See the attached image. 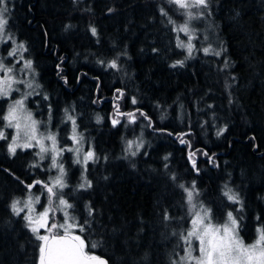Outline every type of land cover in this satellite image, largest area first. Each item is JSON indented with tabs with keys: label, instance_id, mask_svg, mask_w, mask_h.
<instances>
[{
	"label": "trees",
	"instance_id": "1",
	"mask_svg": "<svg viewBox=\"0 0 264 264\" xmlns=\"http://www.w3.org/2000/svg\"><path fill=\"white\" fill-rule=\"evenodd\" d=\"M5 3L1 35L24 43L21 54L40 82L33 100L47 96L40 112L32 102L38 121L65 149L73 117L79 142L94 153L84 169L71 151L58 156L68 182L52 198L50 223H64L67 212L69 222L84 226L73 231L85 251L111 264H173L201 205L216 221L231 211L246 242L264 229V0H208L191 56L177 47L189 42L175 30L185 11L168 0ZM113 60L117 68L109 67ZM180 60L183 66L172 67ZM8 104L0 99V117ZM128 141L141 144L135 156ZM49 162L35 148L11 155L0 140V264H39L42 242L25 211L17 215L11 205L32 192L46 200L41 185L31 192L26 185L49 183ZM86 181L91 187L80 188ZM193 182L189 204L179 185L192 189ZM227 189L238 203L224 196Z\"/></svg>",
	"mask_w": 264,
	"mask_h": 264
},
{
	"label": "snow or ice",
	"instance_id": "2",
	"mask_svg": "<svg viewBox=\"0 0 264 264\" xmlns=\"http://www.w3.org/2000/svg\"><path fill=\"white\" fill-rule=\"evenodd\" d=\"M170 4H175L180 9H189V8H206L208 6V0H168ZM5 0H0V5H4ZM7 11L6 8L0 10V33L4 32V29L8 23L7 19L4 18L3 12ZM111 11V9L109 10ZM162 15H167L163 9H161ZM189 19L194 18L192 13H188ZM169 23L174 22L169 19ZM176 31L189 33L188 22L185 24L175 28ZM92 34L96 35V29H91ZM192 36L189 34L188 43L184 44V42L179 41L177 47L186 48L189 56H191L193 45L191 43ZM19 50H24V44L18 45ZM156 51V49H153ZM205 54L210 52L209 48L203 49ZM17 49L14 48L12 51L8 53L9 56H15ZM215 55L219 56L220 53L216 52ZM187 58V57H186ZM101 63H103L101 61ZM184 61H177L172 67H176L177 65L183 66ZM32 62L29 60L25 63V68H31ZM111 68H117L118 65L115 60L111 61L109 64ZM13 69L7 67L2 61H0V97L7 98L12 90L13 83H22V81H14L13 76L11 75ZM28 87H32L31 84L27 85ZM27 94L25 95L26 99ZM47 99V96H45ZM136 103L135 99L132 101ZM118 109V106H117ZM67 112V110H65ZM129 117V122H134L135 117L132 113L126 114ZM68 120L72 121L73 124V135L71 137L73 143L78 144L79 139L76 135L75 128V120L73 117L68 116ZM3 121L6 122L5 127L14 128L16 130V135L12 137L11 143L8 144V152L11 155H15L17 149H30L38 146L39 152L37 155L43 160L44 154L51 151L54 153L52 155L51 166L53 168H59V175L55 177L51 183H45L41 180H36L33 184L26 185L29 192H31L32 188L35 185H41L44 190L48 193L49 205L52 203V198L57 196V192L55 189H63L67 185L64 181L65 169L62 164H58L57 157L63 153V151H76L79 152L80 149H58L57 148V137L54 133H41L39 131L40 121H37L33 118V114L30 111L26 110L24 99L15 100L14 103L10 104L7 113L0 117ZM99 122V117L97 118ZM119 120L113 119V126L117 125ZM223 132V129L217 133L220 135ZM21 134H23L24 143H18ZM7 135L5 132L0 129V140L7 139ZM50 141L51 147L45 145L44 141ZM34 142V143H33ZM181 143H185V141L181 140ZM135 144V151H132L133 145ZM141 144H136L134 141L127 142V151L131 153V155L135 156L139 151ZM191 155L190 154V158ZM206 155V153H205ZM94 159V153L89 150L84 155V163L87 164L89 160ZM167 159V157H165ZM211 160V157L209 158ZM76 163H80L79 159H77ZM36 165H33L35 167ZM195 167V163H193ZM175 179V177H173ZM91 187L90 182H85L79 185L80 188ZM180 188L184 190L187 194V199L189 204H191L193 200V191L195 190V183L193 182L192 189L185 187V185L180 184ZM224 196L227 197L229 201L239 202L238 195L232 192L231 189H227L225 191ZM40 197L37 196L35 198V202L39 203ZM21 201L16 200L13 201L11 207L13 211L19 215L23 208L18 207ZM59 204L63 208H71L72 205L69 204L63 198L59 199ZM195 207V205H192ZM24 208L28 209L29 213L35 212V208L33 207V200L31 197L27 201L24 202ZM202 212H196L191 223L192 227L187 232V236L184 237L186 243L189 244V248L185 249V256L181 257V261L187 259L190 261H194V264H264V229L258 228L256 231L258 233V237L251 244H245V242L239 237L237 232V220L234 218L233 213L229 211L227 213V221L223 225H213L210 217V209L204 208L201 205ZM52 211L51 207H45L42 212L37 213L36 217L33 218L32 215H26L25 219L28 221L29 226L31 227V231L36 234V238L40 240L42 243L39 246L40 257L39 264H107V261L104 259L90 254L85 251L86 241L79 235L74 233V229H79L80 232H84V226L76 223L69 222L68 213L65 212V221L64 223H50L49 212ZM89 215H92V209L89 208ZM164 219L168 220L170 217L165 213ZM87 223V221H86ZM35 225V226H32ZM44 229L49 235H40L39 230ZM198 241V256H193L192 251L195 250L192 245V239ZM96 245H92L94 248ZM173 264H177L176 261H173Z\"/></svg>",
	"mask_w": 264,
	"mask_h": 264
},
{
	"label": "rangeland",
	"instance_id": "3",
	"mask_svg": "<svg viewBox=\"0 0 264 264\" xmlns=\"http://www.w3.org/2000/svg\"><path fill=\"white\" fill-rule=\"evenodd\" d=\"M4 5H0V10H2L1 7L4 6ZM182 10H184L185 12H183V11L181 12V14L184 16L181 25L185 24L186 21L188 22L189 33H186V34H187V36H189V34H190L192 36V40L191 41H193L196 38L197 28H199V25L202 24L205 21V18H204L203 15H204V11L206 10V8H199V9L198 8H189V9H182ZM189 12L192 13L194 18L189 19V17H188V13ZM3 14H4V12H3ZM4 18H5V15H4ZM181 25H179V26H181ZM208 27H210V26L208 25ZM7 39H12V38H10V36L7 33L5 35H3V36L0 33V54L2 55L1 58H0V61H2L7 67H10V68L13 69L11 75L13 76L14 81H22V83H13V90H12L11 94L7 98H4V99H7L9 101L8 107H9L10 104L14 103L15 100L24 99L26 110L30 111L33 114V118L38 121V119L34 116V111L32 109L33 108L32 107V102H34L36 104L35 109L39 110V111L43 110L44 106H45V105L41 104V103L44 102V99H45V96H44L43 93H42L43 96L41 97V99H39L37 101H34L33 100L34 97L32 96L34 93L38 92V89H40V82L38 81V76H36V71L33 69V67H31L30 69L29 68H25V63L27 61H29V60L31 61V59L28 58V57H25V56H23L21 54V50L18 49V44L16 42H14V40H12L11 43H8L6 41ZM14 48L17 49V52H16L15 56H9L8 53L10 51H12ZM0 75H2V74H0ZM28 84H31L32 87H28L27 86ZM26 94H27V96H26V99H25V95ZM2 98L3 97H0V99H2ZM5 124H6V122L3 121L2 124L0 125V129H2L5 132V134L7 135L8 138L6 140H7V144H9V143H11L12 137L16 135V130L14 128L5 127ZM43 127H44V123H40L39 131L41 133H44L45 135H47V133H49V132L53 133L50 128L49 129L48 128L44 129ZM78 139H81V138H78ZM24 142H25V140H24L23 134H21V137H20L18 143L22 144ZM44 143L49 148L51 147V142L50 141L45 140ZM70 144H68L66 146H69ZM85 147H86V145H85V142L83 141V139L78 144H75L72 141V144L69 146V148H72V149H77V148L80 149L79 152L71 151L72 152L71 154H72L73 157L75 156L76 159H79V161H80L79 165H81L83 167V169H84V165H86L84 163V155L89 150H91L93 152V149L90 146L88 148H85ZM33 148H35V156H36V158L40 159V157L37 155V153L39 152V147L36 146V147H33ZM57 148L61 149V147L59 146L58 139H57ZM52 155H54V153L49 151L48 153L44 154L45 158L43 159V160L50 159V162L48 163L49 164V169L53 170V172L50 175L49 183H51V181L55 177H57L59 175V168L58 167L57 168H53L51 166V164H52V160H51ZM57 162H58V164H62L63 165V163L59 162L58 157H57ZM64 169H65L64 181L68 182V180H67L68 172H67V169L65 167H64ZM55 190H56V192H59V188H57ZM36 193L37 192H32L29 195H26L25 197H23L21 199V203L18 205V207L23 208V210L25 211L24 212V216L32 215L33 218H35L37 213L42 212L45 207H52V205H49L48 197L46 198L47 201L46 200L44 201L43 198L41 199V197L39 195H37L39 193H37V194ZM37 196L40 197L39 203L35 202V198ZM29 197H31L32 200H33V207L35 208V212H33V213H29L28 209L24 208V202L27 201L29 199ZM39 204L42 205L41 206V210L40 211H36L37 206ZM195 208H193V211L202 212L201 209H199V208L195 209ZM210 217H211V222H212L213 225H223L227 221V218L224 221H222V220L221 221L214 220L212 218V216H211V212H210ZM237 225H238V222H237ZM32 226H35V225H32ZM191 227H192V223H191ZM191 227H190V229H191ZM237 232L239 234V237L245 242V244L253 243L255 241V239L258 237V233H257L255 238H253L249 242H246L244 240L242 234L239 231V227H237ZM39 234L40 235H49L48 232H41ZM190 239H192V238H190ZM192 245L195 248V250L192 251V255L193 256H198L199 255L198 241L192 239ZM188 248H189V245L185 247V249H188ZM185 249H184V253L176 261L177 264H194V261H190V260H187V259L181 261V257L185 256V254H186L185 253Z\"/></svg>",
	"mask_w": 264,
	"mask_h": 264
},
{
	"label": "flooded vegetation",
	"instance_id": "4",
	"mask_svg": "<svg viewBox=\"0 0 264 264\" xmlns=\"http://www.w3.org/2000/svg\"><path fill=\"white\" fill-rule=\"evenodd\" d=\"M16 41V40H15ZM18 45L19 44H21V43H23V42H16ZM24 44V43H23ZM39 93V92H38ZM30 98V97H29ZM33 109V108H32ZM33 111H34V116L36 117V118H38L39 119V113L37 112V111H35V109H33ZM39 111V110H38ZM40 112V111H39ZM67 148H69V146H66V148L65 149H67ZM32 149V148H31ZM26 150H28V149H20V148H18L17 149V152H25ZM65 152V151H64Z\"/></svg>",
	"mask_w": 264,
	"mask_h": 264
},
{
	"label": "water",
	"instance_id": "5",
	"mask_svg": "<svg viewBox=\"0 0 264 264\" xmlns=\"http://www.w3.org/2000/svg\"><path fill=\"white\" fill-rule=\"evenodd\" d=\"M96 256H98V257L104 259L105 261H107V264H111V263H110L105 257H103V256H101V255H96Z\"/></svg>",
	"mask_w": 264,
	"mask_h": 264
}]
</instances>
